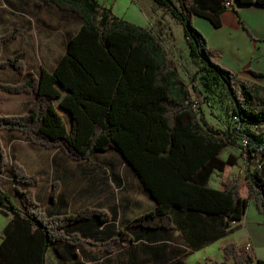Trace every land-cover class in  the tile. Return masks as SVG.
Segmentation results:
<instances>
[{
    "label": "trees",
    "instance_id": "16d2710c",
    "mask_svg": "<svg viewBox=\"0 0 264 264\" xmlns=\"http://www.w3.org/2000/svg\"><path fill=\"white\" fill-rule=\"evenodd\" d=\"M42 1L73 13L81 25L69 36L66 52L51 72L25 73L21 51L0 59V68L25 74L18 83L0 82V92L34 95L26 112H0V130H18L34 144L57 147L74 160H92L115 150L155 200V207L129 220L115 236L90 240L76 229L92 219L103 224L109 213L88 207L71 214L47 213L33 192L38 176L12 161L17 202L0 187V209L12 214L15 223L0 231V264H45L46 250L54 243L112 252L133 241L132 227L184 233L185 222L195 218L223 221V235L243 217L251 200L264 220V82L257 81L264 74L249 68L256 81L248 82L215 62L220 53L208 46L193 24V17L199 16L221 26L227 0H153L181 24L202 86L210 89L217 81L225 89L230 118L236 122L226 130L206 121L198 97L152 28L117 16L105 0ZM230 1L236 12L234 4L264 9V0ZM20 33L13 28L0 35V53ZM229 145L240 147L239 156H220ZM239 159L242 178L229 174ZM8 164L0 140V171ZM214 172L221 177L217 188L208 185ZM55 190L54 183L51 199ZM221 249L223 258L206 264H264L246 246L228 242Z\"/></svg>",
    "mask_w": 264,
    "mask_h": 264
},
{
    "label": "crops",
    "instance_id": "0c3cea01",
    "mask_svg": "<svg viewBox=\"0 0 264 264\" xmlns=\"http://www.w3.org/2000/svg\"><path fill=\"white\" fill-rule=\"evenodd\" d=\"M133 1L143 10L146 19H172L177 24L170 12L153 0ZM234 5L237 12L231 7L222 12L219 27L212 26L208 20L199 16L193 17V24L205 36L208 46L220 53L213 58L215 62L237 72L241 78L243 75L250 81H256L247 69L264 74V9ZM0 8V35L12 28L23 31L13 42L6 44L3 50L11 46L12 53L22 51L25 73L37 76L55 68L66 52L69 36L81 25L79 19L78 28L70 30L67 21L69 13H73L42 0H1ZM167 21L163 20L166 25L162 30L164 32L169 29ZM239 37L245 39V47L241 50L237 45ZM24 75L11 68H0V82L18 83ZM257 81L264 82V78ZM33 100V94L0 92V112L22 114ZM0 140L9 159V165L0 173L3 178L0 187L15 202L17 197L12 194V160L19 162L28 174L38 176L39 181L33 187V192L47 213L71 214L87 207L109 213L110 219L103 224L92 219L84 227L76 229L90 240L115 236L129 220L155 207V200L115 150L99 153L92 160H74L57 147L45 148L34 144L18 130H0ZM220 180L219 176L216 186L212 187L217 188ZM54 183L56 190L51 199L49 194ZM0 211L8 216L6 226L15 223L12 214ZM222 224L223 221L218 219L195 218L185 222L184 233L181 229L132 227L130 232L133 241L107 253L54 243L46 250L45 264L49 263L48 250L53 252V259L58 264H206L209 259L221 260V247L228 242L243 246L249 243L250 252L264 259V220L253 201L249 202L243 217L234 222L223 235L220 234ZM204 240L209 242L202 245L200 242ZM194 245L202 246L193 250L191 247ZM198 252L200 256L192 260Z\"/></svg>",
    "mask_w": 264,
    "mask_h": 264
},
{
    "label": "rangeland",
    "instance_id": "374dc122",
    "mask_svg": "<svg viewBox=\"0 0 264 264\" xmlns=\"http://www.w3.org/2000/svg\"><path fill=\"white\" fill-rule=\"evenodd\" d=\"M5 2H10V1H5ZM105 2L111 4L112 10L117 16L124 17L126 20L138 24L140 26H146V27L148 26L152 28L153 32L162 41L169 57L176 64L180 77L187 83L193 96L196 95L198 97L200 103L199 108L203 112L206 121L211 126H213L214 128L226 130L236 125V122H234L230 118L231 107L225 89L217 81L212 82V87L210 89H205L200 83L198 76H196L195 72L197 70V65L191 60L189 56V48L183 37L181 24H179L178 22L177 24H175L174 20L172 19L168 21L166 19H146V15L144 14L143 10L133 0H105ZM0 13H2L1 8H0ZM52 13L54 15V12ZM163 20L167 21L168 23L169 29L166 32L162 31L164 28H166V25L164 24ZM67 22L69 29L75 30L78 28L79 18L76 15L69 13ZM20 31L21 33L19 35H21L23 32L21 29ZM237 45L239 46L240 50L243 49L245 47V39L239 37L237 39ZM55 51L53 53L54 55L56 53ZM11 54H12L11 46H8V48H6L5 50H3L2 48L0 53V59L4 60ZM54 58L55 56L52 57V60ZM241 76L246 81L248 82L250 81L248 77H244L243 75ZM240 151H241L240 147L229 145L220 153V156L222 158H226L229 153H233L235 156H239ZM3 171H0V173ZM229 174L232 175L237 174L241 178L244 176L242 159H239L238 166L230 169ZM219 176H220L219 172H214L209 178L208 185L216 186L217 179H219ZM2 182H3V178L0 177V184H2ZM12 194L15 195L13 190H12ZM7 219L8 216H6L0 211V231L6 226ZM53 255L54 254L51 250L47 251V261L49 262L48 264H58L53 259ZM199 256H200V252L194 254V256L191 259L194 260ZM252 264H256V263L253 262Z\"/></svg>",
    "mask_w": 264,
    "mask_h": 264
},
{
    "label": "built area",
    "instance_id": "2783aa9c",
    "mask_svg": "<svg viewBox=\"0 0 264 264\" xmlns=\"http://www.w3.org/2000/svg\"><path fill=\"white\" fill-rule=\"evenodd\" d=\"M225 4H226V6H227L228 8L232 5V3H231L230 0H227V1L225 2ZM241 143H242L243 145H245V144H246V141L242 139V140H241ZM246 248L250 251V244H249V243L246 245Z\"/></svg>",
    "mask_w": 264,
    "mask_h": 264
}]
</instances>
